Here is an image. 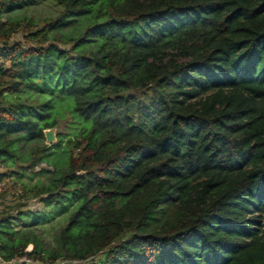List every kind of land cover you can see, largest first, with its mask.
Segmentation results:
<instances>
[{
  "label": "trees",
  "instance_id": "obj_1",
  "mask_svg": "<svg viewBox=\"0 0 264 264\" xmlns=\"http://www.w3.org/2000/svg\"><path fill=\"white\" fill-rule=\"evenodd\" d=\"M61 102L82 131L43 209L0 216L2 258L264 264V0H0V179L6 136L41 138ZM67 208L47 253L14 228Z\"/></svg>",
  "mask_w": 264,
  "mask_h": 264
},
{
  "label": "rangeland",
  "instance_id": "obj_2",
  "mask_svg": "<svg viewBox=\"0 0 264 264\" xmlns=\"http://www.w3.org/2000/svg\"><path fill=\"white\" fill-rule=\"evenodd\" d=\"M41 12L46 15H52L53 10L47 6H43ZM28 15V10L24 8H19L11 13V17L15 18L27 17ZM35 17L39 16L36 15ZM14 39H19V35L14 36ZM134 94L141 97L140 91H135ZM33 97L35 95H32ZM54 117V126L44 130L51 132V141H46L44 136L29 140L20 139L16 137L17 135L6 136V140L8 141L9 139H16L11 144L13 147L15 146L16 152V157L11 168L17 169L19 173L0 179V216L18 208L24 209L27 205L30 208L43 209V204L37 201L39 195L33 191L36 186L47 183L51 176L65 168L67 150L69 148L67 141L76 138L82 131V123L70 115L65 102L56 103ZM55 144L57 145L55 146ZM41 145L48 147V149L44 150V153H46L45 160L38 166L27 167L29 157L40 154ZM39 166H43L44 169H39ZM5 168L0 164V170H4ZM20 184H24L27 188L24 190ZM51 207H53L52 202L45 209L48 210ZM67 211L68 208L52 209L48 212V218L34 225H27V227L26 220L19 219L15 222L14 228L18 231L25 230L27 233L33 234L44 252L47 253L54 248H58L57 232L65 221ZM30 246L31 244L28 243L26 247ZM95 257L98 258L99 254ZM61 261L63 262L62 264H84L69 260Z\"/></svg>",
  "mask_w": 264,
  "mask_h": 264
},
{
  "label": "built area",
  "instance_id": "obj_3",
  "mask_svg": "<svg viewBox=\"0 0 264 264\" xmlns=\"http://www.w3.org/2000/svg\"><path fill=\"white\" fill-rule=\"evenodd\" d=\"M30 247H25V250H29ZM28 259L25 257V255H15L10 259H4L2 258V256L0 255V264H18L22 261H27ZM63 262L60 261H56L52 264H62Z\"/></svg>",
  "mask_w": 264,
  "mask_h": 264
},
{
  "label": "water",
  "instance_id": "obj_4",
  "mask_svg": "<svg viewBox=\"0 0 264 264\" xmlns=\"http://www.w3.org/2000/svg\"><path fill=\"white\" fill-rule=\"evenodd\" d=\"M43 136H44L46 141H51V139H52V135H51L50 131H43Z\"/></svg>",
  "mask_w": 264,
  "mask_h": 264
}]
</instances>
